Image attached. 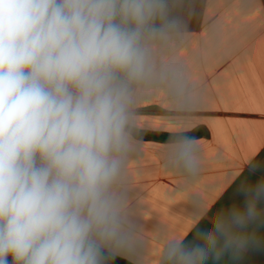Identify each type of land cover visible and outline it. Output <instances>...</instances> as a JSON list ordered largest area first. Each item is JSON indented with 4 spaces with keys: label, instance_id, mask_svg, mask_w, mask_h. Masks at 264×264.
I'll list each match as a JSON object with an SVG mask.
<instances>
[{
    "label": "clouds",
    "instance_id": "clouds-1",
    "mask_svg": "<svg viewBox=\"0 0 264 264\" xmlns=\"http://www.w3.org/2000/svg\"><path fill=\"white\" fill-rule=\"evenodd\" d=\"M175 0H0V264H109L137 234L122 181L134 87L182 28ZM176 157L197 168L186 141ZM251 163V162H250ZM166 243L160 264H219L264 247V181ZM210 210V209H209Z\"/></svg>",
    "mask_w": 264,
    "mask_h": 264
},
{
    "label": "crops",
    "instance_id": "crops-1",
    "mask_svg": "<svg viewBox=\"0 0 264 264\" xmlns=\"http://www.w3.org/2000/svg\"><path fill=\"white\" fill-rule=\"evenodd\" d=\"M173 13L182 28L154 47L157 74L134 87L131 105L122 190L138 239L117 257L132 264H160L168 240H192L201 210L207 228L242 205L241 184L264 181V0H175ZM180 141L194 172L177 160ZM255 231L264 240V224ZM219 264H264V247Z\"/></svg>",
    "mask_w": 264,
    "mask_h": 264
},
{
    "label": "trees",
    "instance_id": "trees-1",
    "mask_svg": "<svg viewBox=\"0 0 264 264\" xmlns=\"http://www.w3.org/2000/svg\"><path fill=\"white\" fill-rule=\"evenodd\" d=\"M8 261H12L11 256L8 257ZM109 264H132V263L128 262L125 259H122V258L116 256L114 259H111L109 261Z\"/></svg>",
    "mask_w": 264,
    "mask_h": 264
},
{
    "label": "water",
    "instance_id": "water-1",
    "mask_svg": "<svg viewBox=\"0 0 264 264\" xmlns=\"http://www.w3.org/2000/svg\"><path fill=\"white\" fill-rule=\"evenodd\" d=\"M9 264H13V262L12 261H9Z\"/></svg>",
    "mask_w": 264,
    "mask_h": 264
}]
</instances>
